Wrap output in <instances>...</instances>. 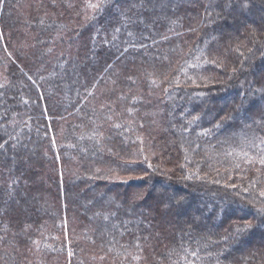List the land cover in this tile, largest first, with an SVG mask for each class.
<instances>
[{"label":"trees","instance_id":"trees-1","mask_svg":"<svg viewBox=\"0 0 264 264\" xmlns=\"http://www.w3.org/2000/svg\"><path fill=\"white\" fill-rule=\"evenodd\" d=\"M87 3H0V264H264V0Z\"/></svg>","mask_w":264,"mask_h":264},{"label":"snow or ice","instance_id":"snow-or-ice-1","mask_svg":"<svg viewBox=\"0 0 264 264\" xmlns=\"http://www.w3.org/2000/svg\"><path fill=\"white\" fill-rule=\"evenodd\" d=\"M111 2V0H96V2H92V0H88V3L86 5V8L91 10V15L90 16H87L86 18L88 19H95L96 16L100 13H102L105 8L108 7L109 3ZM0 3H2V0H0ZM121 15L124 16V13L121 12ZM212 15V12L210 9H206V17H211ZM126 18V17H125ZM127 19V18H126ZM142 22V21H141ZM211 22V21H209ZM120 31V28H116L114 30V32H119ZM97 35H99V31L97 33ZM96 37H94L95 39ZM168 37H164V39H167ZM115 39V36H113V40ZM104 44L105 46H107L108 44L112 43V41L108 40L107 39V36L105 35V38H104ZM144 45H141V47H143ZM128 51V48H124L123 49V52H127ZM199 58H197L198 60ZM207 62V61H205ZM189 67L191 68H198L199 65L197 63H194V64H190L188 65ZM110 67V65H109ZM189 79H192V77L190 76ZM193 83H195V80L193 79L192 81ZM153 83H155V81H153ZM177 87L179 86V82L177 81ZM168 90L165 89V92H167ZM259 94L261 95L262 98H264V89H259V90H254L253 91V94ZM89 95H92L91 92L88 93ZM123 99V97H121ZM110 111L112 110L111 108L109 109ZM129 115H131V112H132V109H129ZM0 119H2V117H0ZM115 127L119 128L120 125L119 124H115L114 125ZM217 127H219V125H217ZM8 138L10 140H13V141H16L18 139V136L17 135H13L11 133L8 134ZM8 141H4L3 143H0V148H4V145L7 143ZM264 140H261L259 143L255 144V154L254 155H250L247 151H243L242 150V158H243V161L245 164H248V165H255V164H259L261 167H264ZM15 146V145H13ZM228 155H231V153H229ZM151 166V165H150ZM235 167L236 168H240L241 167V164L239 162H236L235 163ZM11 187V186H10ZM246 191V189H245ZM260 196L261 197H264V190H261L260 191ZM261 211H264V209H261ZM105 219H107V217H105ZM247 227H251V223L249 222V224L247 225ZM247 230L246 228L245 229H238V231H245ZM139 239V238H138ZM35 243V241H33ZM139 242H137L136 244V247L139 248ZM187 251V250H186ZM198 253L197 252H193L192 255L193 256H196ZM69 255H71V253H69ZM134 259H138L137 257H134Z\"/></svg>","mask_w":264,"mask_h":264}]
</instances>
